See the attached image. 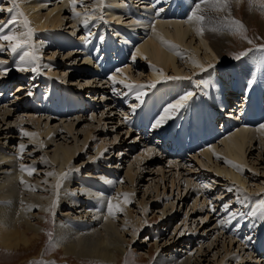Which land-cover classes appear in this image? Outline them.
I'll return each mask as SVG.
<instances>
[{
  "label": "rangeland",
  "instance_id": "1",
  "mask_svg": "<svg viewBox=\"0 0 264 264\" xmlns=\"http://www.w3.org/2000/svg\"><path fill=\"white\" fill-rule=\"evenodd\" d=\"M23 1L24 5L31 7L32 14L28 15L31 24L39 15L51 13L50 17L57 16L59 7L62 6L61 0H45L46 3L44 0H41V3H38L39 0ZM68 1L67 8L61 12L59 25L54 28L52 25H49L50 27L46 25L35 29V44H40L42 38H49V42L42 48L37 46L42 55L41 64L44 66L41 73H34L31 70L20 72L13 63L17 57H13L10 52L0 53V60L8 62L6 65L0 64V179L22 166L28 172L29 169H34L33 174H29L28 180L42 187L39 189L44 198H48L49 191H52V178L57 171L60 172L62 182L57 194L59 202L55 211L52 206H48L46 211L34 207L30 212V222L41 228L38 237L29 247H16L13 250L0 245V264H40V262L105 264L67 256L53 243L56 238L55 223H59L63 216L77 218L84 215V219L88 218V220L95 218L94 213L84 212L90 208L91 202L87 203L90 197L86 198L88 195L79 194L82 189L85 191L88 187L91 188L95 181L97 186L100 184L99 186L103 187L101 189L106 195H113L116 189L119 194H134L128 198L131 202L126 203L123 213L118 214L120 226L118 234L120 240L129 249L127 256L116 264H154L159 257L165 259L170 257L169 254L189 258L186 259L189 260L187 264H264V204L261 203L264 201V130L255 131L258 135L245 148L244 163H240L244 168H235L236 174L243 179L241 181L243 185L236 182L229 174L219 173L222 169L231 168L223 155L224 139L221 135H217V138L211 142L218 148L216 147L217 153L210 159H203L198 154L199 148H189L195 150L185 155H172L163 147L165 142H161L162 145L160 143L164 136L162 134L169 130L182 114L186 116L180 120L184 123L187 121L190 116L188 107L173 115L168 125L151 127L154 131L152 137L148 138V135H142V131L139 132L137 127L134 128L133 118L139 105H137L139 100L136 98V90L129 91L125 85L116 84L117 92L122 94H114L111 91L112 81H105V78L99 74L95 57L93 58L78 45L68 48L52 43L60 35L75 36L79 42L85 41L84 38L88 36L89 30L92 33L90 39L98 38V34L102 33H106V36L111 33L117 36L113 21H107L104 1H102L103 5H99L96 3L98 0H83V3L77 0L76 11L91 14L87 28L82 26V21L76 23L70 0ZM189 1L192 6L197 3L194 0ZM119 3H127V8L134 10L137 0H119ZM0 5L5 9L12 7L9 0H0ZM137 5L139 6V3ZM233 8L234 19L241 21L246 27L248 39H245V34L240 32H230L227 24L222 30L225 34L228 33L226 43L221 47L223 64H220V59L216 62L210 50L201 46L198 48L197 63L200 66L202 64L215 66L207 67L201 73H196L194 69L196 65L193 66L188 62L189 51L185 48L187 46L179 45L178 52L173 50L172 53L176 57L179 74L169 70L166 76L191 79H161L162 82L157 83L155 87L173 85L176 88L172 93L178 89L182 92L181 95L192 92L193 97L188 102L189 107L194 104L198 95H202L201 91H204L207 99L211 97L218 100L226 99L227 105L223 111L215 104L213 107L209 106V111L216 119V126L220 123L217 127L222 126L223 122L239 119L240 108L246 102L239 90L219 91L222 86L220 74H224L233 83L250 85L255 92H260L262 88V84L257 80H254L253 84L251 83L253 79H246L238 69L239 72H236L232 71V68L234 65L249 66V63L257 68V62L264 59V51L258 50L259 45H264V11L260 10L258 2L250 7L248 0H240L238 4L233 5ZM164 9L162 7L165 12ZM187 11L190 15L193 10ZM245 12L249 13V18ZM10 15L6 11L0 12V21L6 23ZM81 17L84 19L83 16ZM132 18L137 19L138 16ZM121 19L124 23L129 21L125 17ZM204 23L196 21L195 26L204 28ZM117 37L116 42L120 40V36ZM189 37L186 39H192V35ZM249 40L252 43H249ZM171 42L177 44L174 40ZM198 42L200 39L195 35L192 43L198 44ZM184 44L188 45V41ZM101 49L102 45H98L96 49L98 54L103 53ZM248 49L252 51L246 56L235 58ZM132 57L133 55H128L125 60L128 62H126L127 66H130L132 77L121 79L128 78L129 82L145 85L153 82L150 78L153 72L150 60L139 57L133 60ZM118 59L117 62L120 61ZM87 60L89 62L92 60L91 66ZM6 67L9 71L4 73ZM201 81L204 83L201 84ZM155 88H146L144 91L151 92ZM59 89L69 90L73 94L72 96L78 100L75 107L68 111L55 110ZM51 90L54 91L50 92ZM29 91L33 95H26ZM49 93V96L52 95L51 99L55 101L46 97ZM132 105H137L135 112L132 111ZM76 106L81 109L71 111ZM125 116L129 117L130 122H125ZM261 123L264 124V119L252 125L242 123L240 127L259 129ZM21 128L28 133L37 132L40 137L31 140L30 136L21 133ZM228 128L230 133L233 132L231 127ZM149 132L150 129L145 131L146 134ZM20 144L26 146L23 152L19 149ZM61 146L80 148L76 156L66 165H61L62 167L48 159L50 158L48 156L53 155L55 148ZM175 146L183 150L178 145ZM50 173L52 175H49ZM65 173H68L67 177H63ZM129 173H132L130 177ZM101 180L117 183H111L114 188L107 190L105 184L100 183ZM229 188L233 191H227ZM238 188L246 189L248 195L245 197L243 192L237 190ZM65 193L73 195L75 198L72 196L73 200L70 201L79 203V207L61 205ZM237 197H240V200ZM224 204L229 205V211L222 207ZM210 205L216 211H212ZM81 208L84 210L81 211ZM230 212L244 215L231 217ZM132 236L135 240L131 238Z\"/></svg>",
  "mask_w": 264,
  "mask_h": 264
},
{
  "label": "bare ground",
  "instance_id": "2",
  "mask_svg": "<svg viewBox=\"0 0 264 264\" xmlns=\"http://www.w3.org/2000/svg\"><path fill=\"white\" fill-rule=\"evenodd\" d=\"M102 1L105 3L104 12H106L107 21L112 20L115 28L110 24L109 26L114 28L117 36H120V40L118 42H116V38L118 37L113 33L108 34V36L105 35L106 33H102L98 34V38L81 42H79L75 36L69 37V35H60L61 37H56L52 43H58L59 45L66 46L68 48H73L74 45H78L93 58L95 57L97 59L96 63L99 74L105 78V81H109V76L112 74H117L116 77L118 79L123 77H132L129 71L130 66H127L128 62L125 61L128 55H133L141 59L148 58L153 69L150 78H152L153 81H159V84L162 82V78L160 72H158L157 69H161L164 76L168 74L167 72L169 70L173 71V73L175 72V74H179V70L176 65V57L174 54H172L173 49L171 47H167L168 45L161 41V36H163L165 40H174L178 45L187 46L185 48L189 51L188 62H190V64L193 66L196 65L195 68L193 67L196 73H201L208 67V65L202 64L200 66V64L197 63L199 59L198 48L201 46L206 50H210V52L215 57L216 62L218 59H220V64H223L221 62V47L226 43L225 40L227 39L228 33L225 34L222 31L227 26V23L222 21V17L227 15V13H215L212 11H207L205 14L210 17V19L205 21V33L201 35L197 31L198 28L195 26L196 21L190 22L188 20L189 11L187 10L192 11L194 9V4L192 6L191 1L189 0H137V4L139 3V6L136 4L137 6L135 5L136 9L134 10L128 9L127 3L120 4L119 0ZM194 1L198 2V0ZM61 2L62 6L59 7V13L57 16L50 17L51 13L41 16L37 15L38 17H36L34 21L32 20L34 29H39L46 25H52L54 28V26L59 25L61 12L64 8H67V3L69 1L61 0ZM38 3H41V0H39ZM96 3L99 5L102 4L98 1ZM20 4L22 5L21 9L27 15H29V13L32 14L31 7L24 5L25 2L23 0H20ZM133 4H135V2ZM236 4L238 3L233 2L230 5V16L232 18H235L234 8L232 9V7ZM162 7L165 8V12L163 10L161 11ZM204 7L205 6L202 5V8ZM245 15L247 18L250 17L249 13L245 12ZM133 16H138V18L134 19L132 18ZM122 17H125L129 21H125L124 23L121 19ZM81 18L75 17L74 19L77 23L82 21ZM153 25L155 31L152 30ZM213 28L216 30L213 31ZM191 35L192 39L187 40L186 38H190L189 36ZM195 35H197L200 39L198 44L192 43L193 37ZM101 37L103 39H100ZM185 41H188V45L184 44ZM47 42H49V38H42L41 43L36 44V47L38 46L42 48ZM98 45H102L101 51H103V53L101 54H98L96 51ZM174 52H176V50H174ZM118 58L120 59L119 62L116 60ZM87 63H90L91 66L92 60L90 62L88 61ZM118 68H123V72H117L116 69ZM237 69L243 74V76H245L246 79H253V81L257 80L262 84L261 91L255 92L254 88L250 87V85H243L241 83L237 84L236 82L233 83L228 80L224 74H220L222 86L219 85V91L223 89H226L227 91L239 90V92L244 95L243 98L246 102L240 108L241 113L239 119H232L227 123L223 122L222 126L217 127L220 123H218L216 126V119L213 116V113L209 111V106L213 107L215 104L219 110L223 111L227 105L226 99L219 98L218 100L215 97L207 99L203 93L204 91H201L202 95H198L194 104L192 103L193 105L191 104L190 107L188 106V115L190 116L187 118V121L184 123V121L182 122L180 120L186 116L185 114H182L179 117L180 119H178V121L175 122V124H173L169 130H167L168 132H163V140L161 139L162 141H160V143L165 142V145L175 150H180L175 145H178L183 150H188L189 148H199L198 154H200L203 159H210L214 154L217 153L216 147L218 148V146L212 144L211 142H213L214 138H217V135H221L224 139L222 141L223 155L227 159L235 161L237 164H243L245 148H247L252 139L258 135V133L255 131L262 130L261 128L250 129L247 126L240 127V124H257L262 122L264 119V59L260 62H257V68L253 67V64L249 63V66L234 65L232 71L239 72ZM175 88L176 86L173 85L157 87L151 92H146V95L143 97L142 104L138 101L137 105H139L137 107V113L133 118L135 119L133 127H137L139 132L141 130L142 135H144L145 131L150 129L151 132L145 135H148V138L153 136L154 131L151 129V127L154 121L163 114V109L169 103H172V101L174 103L181 96L182 92L178 91V89L172 93V90ZM52 91L54 90H51L50 92ZM49 95L50 93L46 97L52 101H55L53 98L51 99L52 95ZM72 95L73 94H71L69 90L59 89V93H57L58 104L56 105L57 107H55V110L60 111L63 109V111H68L70 108L75 107L78 100H76V98ZM219 96L221 95L219 94ZM170 120H168L164 126L168 125ZM228 127H231V130L233 131L231 133L233 134L226 137V135L231 134ZM220 132H223L224 134H220ZM34 133L38 135L30 136L31 140H36V138L40 137L39 133ZM170 133L171 135H169ZM168 137L171 139V141L170 139H167ZM173 143H175V145H173ZM79 149L80 148L77 149L70 146L56 147L53 155L48 156L50 157L48 159H50L49 161L52 163L59 164L60 167H62L76 156ZM198 154L195 156V158H197ZM228 166L231 167L229 170L222 169L219 173L225 172L232 176L236 182L243 185L244 183L241 182L243 179L240 175L236 174V167H233L230 164ZM128 175L130 177L132 173H129ZM28 176V170H22V168H20L13 171V173L9 174L8 176L0 179V245L13 250L16 247L21 248L22 246H31L32 241L38 237V233L41 228L30 222L31 210L35 207L41 211H46L48 206H52L55 211L57 202H59V197L57 194L60 190V187L57 188V184L58 182L59 184L62 183L60 180L61 175L59 171L53 175L52 191H49L48 198H44V196H42L40 192L42 187H39L36 185V183L29 181ZM21 179H23L25 183H21ZM95 182L93 183L94 186L92 185L91 188L87 186V190L84 191L82 189L79 192L81 195H88L86 198L90 197V201H87V203L91 202L89 204L90 208L84 212L86 214H89V212L92 214L94 213L95 218L93 217L92 220H88V218L84 219V215H80L79 217L77 216V218H68L63 216V219L59 220V223H55L56 238L54 239L53 243L56 245V247L62 250L63 254L67 256L76 257L78 259H89L95 262H103L105 264L120 263L121 260H123V257L127 256L129 249L126 247L125 243L120 240L118 234L120 230L118 214L123 212H119L115 216H112L107 213L106 208H102L100 211H97V209L101 207V201L97 199L99 194L103 193V202L106 204L108 197H116L119 193L115 188L116 192L113 195H106L101 189L102 186H99L100 184L97 186V183ZM100 183H102V185L105 184L104 186L107 190L114 188V186L110 182H107V180H101ZM72 196L71 194L66 195L65 193L64 197L62 198L61 205L63 204L65 206L68 205L72 207H79V203L70 201L75 198L74 196L72 198ZM119 203L123 208L126 206V202L122 196L119 197ZM85 206L87 207V205ZM81 209V211L84 210L83 208ZM90 209L92 211H90ZM41 220H43V218ZM131 238L135 240L134 236ZM169 256L170 257L165 259L159 257L154 264H187L189 261L186 260L189 258L179 256L175 257L171 256L170 254Z\"/></svg>",
  "mask_w": 264,
  "mask_h": 264
},
{
  "label": "snow or ice",
  "instance_id": "3",
  "mask_svg": "<svg viewBox=\"0 0 264 264\" xmlns=\"http://www.w3.org/2000/svg\"><path fill=\"white\" fill-rule=\"evenodd\" d=\"M12 7H9L7 9L3 8L2 5H0V12L6 11L10 15L8 21L5 23L4 21H0V53L10 52L13 57H17L13 63L15 65V68L20 72H25L28 70H31L32 72H40L42 67H44L41 64L42 55L40 54L39 50L36 47V44L34 42V36H35V29L32 27L31 21L28 18V15L21 9L20 7V0H9ZM81 3H83V0H80ZM98 2L102 3V0H98ZM233 2V0H198V2L194 5V9L191 12V14L188 17V20L191 21H197L200 23L205 22L207 19H210L205 13L207 11H212L215 13H227V15H224L222 17V21L224 23H227L229 26V30L233 32H240L244 35L245 39H248L246 36V27L243 25V23L239 20H236L230 16V5ZM236 3H239L240 0H235ZM259 3V7L261 11H264V0H248L249 6L251 7L254 3ZM71 6H72V12L74 17H81L83 16L84 19L82 20V26L88 27L91 19L90 13H79L76 11L77 6V0H70ZM202 5L205 6L202 8ZM162 11V9H161ZM7 29V31H6ZM152 30L155 31L154 25L152 26ZM203 27H199L197 29L199 34H203L204 32ZM213 31L216 29L213 28ZM92 33L89 30L88 36H86L84 39L87 41L90 39ZM100 39H103L102 37ZM161 41L171 47L173 50L179 49V45H176L172 43L171 41L165 40L163 36L160 37ZM249 43H252L251 40L248 41ZM258 50L264 51V45H259ZM138 51V50H137ZM252 51V49H248L245 52L239 53L235 58L240 59L243 56H246L248 52ZM135 56L132 57L133 60H135ZM146 59V58H145ZM8 62L5 60H0V64H7ZM209 68H214V65H209ZM9 69L6 67L4 69V73H7ZM117 72H123V68L116 69ZM158 72H160L161 78L166 80H184V79H191L189 77H180V76H164L163 71L161 69H157ZM109 79L112 81L113 87L111 91L116 95H121L122 93L117 92V89L115 87L116 84H123L125 87L129 90H136V98L140 101V103H143V97L146 95V92L144 91L146 88H155L157 83L159 81H153L150 84H141L138 82H129L125 79H118L115 74H112L109 76ZM90 83V82H89ZM204 82L201 81V84ZM251 83H254L252 81ZM26 95H33L32 92H26ZM193 93L192 92H186L185 94L181 95L174 103H169L164 109L163 114L160 115L152 124L153 128L160 127L164 125L168 120L173 118L174 114H178L180 110L187 109L188 102L192 99ZM137 105H132V111L135 112ZM125 122H130L129 117H124ZM260 128L264 130V124L260 125ZM21 133L25 136H35L38 135L36 133H28L23 130V128L20 129ZM25 145L20 144L19 149L21 152L25 150ZM226 162L233 167H236L238 169H243L244 166L237 164L235 161L228 160L225 158ZM24 169V166H22V170ZM34 169H29V174H33ZM49 175H52L50 173ZM68 173L63 174V177H67ZM122 183L123 181H119ZM21 183H25L23 179H21ZM111 183L115 184L116 181H112ZM60 187V184L58 182L57 188ZM240 192H243L245 194V197L248 195L246 189L238 188L237 189ZM227 191H233L232 188L227 189ZM134 194L131 193H120L117 194L116 197H108L106 204L103 202V193L99 194L97 199L101 201V207L97 209V211H100L102 208H106V211L109 215L115 216L119 212H123V207L119 203V197H123L124 201L126 203H130L131 201L128 199L130 196ZM259 195V194H257ZM238 200H240V197H237ZM262 204H264V201H261ZM222 207L229 211V205L224 204ZM210 208L212 211H216L214 207ZM231 217H235L237 215H240L241 217L244 215L243 213H236V212H230L229 213ZM49 238L51 242L52 233H49ZM251 239V237H249ZM40 264H45V262H40Z\"/></svg>",
  "mask_w": 264,
  "mask_h": 264
}]
</instances>
